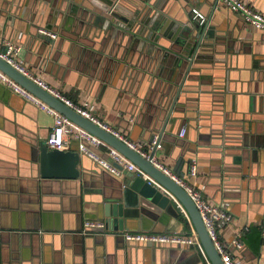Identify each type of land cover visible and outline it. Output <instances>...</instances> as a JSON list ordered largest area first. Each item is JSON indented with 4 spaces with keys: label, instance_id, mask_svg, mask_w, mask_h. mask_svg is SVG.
<instances>
[{
    "label": "crops",
    "instance_id": "obj_1",
    "mask_svg": "<svg viewBox=\"0 0 264 264\" xmlns=\"http://www.w3.org/2000/svg\"><path fill=\"white\" fill-rule=\"evenodd\" d=\"M128 1L160 15L159 31L143 38L151 50L104 21L95 0H0V49L5 40L19 45L30 73L77 103H92L101 121L139 148L158 137L160 164L173 171L180 158L183 183L211 204L228 203L232 220L219 237L232 257L264 264V29L221 0ZM241 1L264 14V0ZM193 8L209 20L213 38L198 48L166 123L188 62L175 35L197 23ZM52 126L51 115L0 81V264H210L201 245L127 242L120 232H139L134 224L83 234L85 220H103V198L143 172L136 166L115 176L81 154L77 179L41 177L37 144ZM66 140L78 151L73 133ZM95 150L105 155L107 146ZM193 161L195 176L188 173ZM177 204V215L144 219L142 232L192 235Z\"/></svg>",
    "mask_w": 264,
    "mask_h": 264
},
{
    "label": "water",
    "instance_id": "obj_2",
    "mask_svg": "<svg viewBox=\"0 0 264 264\" xmlns=\"http://www.w3.org/2000/svg\"><path fill=\"white\" fill-rule=\"evenodd\" d=\"M95 2L100 3V8L105 16L104 21L106 20L110 25L116 24V26L122 29L127 35L138 40L141 46H147L150 50L154 47L146 43L143 38L151 39L154 33L159 31V27H153V24L160 20L159 13H151L148 6L143 9H132L128 6L130 4L128 0H108V2L95 0ZM131 4L135 5L134 1L131 2ZM177 27L178 26L172 28V30L176 31ZM212 30V27L209 25V20L207 19L203 24H198L197 22L184 26L182 27L181 33L175 35V37H179L177 42L181 47L180 51L184 53L188 62L183 80L179 84L167 112L166 123L168 120H172L170 119V115L176 107L177 98L191 64L196 58V52L200 46L204 47L206 45L203 39L213 38L214 30ZM42 35L47 36L45 34ZM173 35L174 33H172L171 36ZM0 71L45 104L55 109L58 113L66 116L79 127L87 130L100 138L108 146L116 149L145 174L146 177L140 174L133 178H125V182L122 185L115 187L111 195L103 198V220L105 226L103 229L96 231L109 232L113 229L128 230L130 229L129 226L133 224L135 227H138L135 228L138 231H145V228L142 226L143 221L146 218H150L152 214L160 215L157 219L158 222H160L163 211L173 212L174 215H177L173 207V202H177V205L183 209L193 225L196 235L199 238L201 248L204 251L205 258L210 264H223L220 255L207 234L194 202L183 187L164 175L151 162L146 160L135 150L129 148L123 141L80 116L71 108L65 106L60 100L37 86L1 58ZM152 140H150V143ZM156 142L159 143L158 137ZM37 145L41 177L77 179L80 176V169L78 166L81 163V154L78 151L51 148L47 145L44 138H41ZM154 152L155 149L152 150L150 154L153 155ZM179 164L180 158L177 160L173 171L180 177H183V174L176 168ZM146 245L148 246L151 244L148 243ZM198 263L202 264L200 259H198Z\"/></svg>",
    "mask_w": 264,
    "mask_h": 264
},
{
    "label": "built area",
    "instance_id": "obj_3",
    "mask_svg": "<svg viewBox=\"0 0 264 264\" xmlns=\"http://www.w3.org/2000/svg\"><path fill=\"white\" fill-rule=\"evenodd\" d=\"M230 10L234 12H239L242 14L243 18L256 28L264 29V14L254 11L241 0H221ZM191 18L198 22V24H203L206 17L196 8L191 10ZM42 34L55 38L56 34L53 32L42 29ZM20 37V36H18ZM20 51V46L12 42L11 40L3 41V48L0 49V58L6 63L16 69L18 72L26 76L37 86L54 96L56 99L60 100L65 106L71 108L80 116L89 120L90 122L96 124L103 130L114 135L121 141H123L129 148L135 150L146 160L151 162L157 169H159L164 175L169 177L175 183L179 184L188 193L192 201L194 202L201 220L206 228L207 234L213 243L216 251L221 257L223 264H239L232 255L227 251V245L220 240L219 231L229 225L232 220V214L228 210V203L221 204H211L201 197L199 190L191 188L190 186L183 183L181 177L173 172L168 167L160 164L151 155V151L160 148L161 145L156 142L157 137L153 138L152 142L144 149L139 148L136 144L128 141L122 137L115 129L111 128L107 123L101 121L99 117L95 114V107L90 102L77 103L64 94H62L58 89L51 87L39 76H35L29 72V70L22 64L18 59L17 54ZM0 81L6 84L14 93L20 95L36 104L41 110L53 117V126L46 139L47 145L51 148L56 149H67V140L72 133L78 141V152L85 155L87 158L92 160L100 168L107 171L108 173L119 176L123 168L128 171H133L136 165L132 163L127 157L122 155L116 149L108 146L100 138L88 132L87 130L79 127L73 123L66 116L58 113L55 109L45 104L43 101L35 97L21 85L16 83L9 76L0 71ZM185 134V129L182 128L179 132V136L182 137ZM106 145L107 152L105 155L97 153L96 148ZM189 175L195 176L197 174L196 162H191L188 170ZM143 176L145 174L143 173ZM146 177V176H145ZM105 226L104 220H85L83 222L82 233L85 234L88 230L96 231L103 229ZM123 238L127 242H137L141 244H177L180 246L197 244L200 246V241L194 232L192 235H183L177 233H154V232H130L121 231ZM261 236L264 237V225L261 228ZM234 247L241 248V242L233 238L230 242Z\"/></svg>",
    "mask_w": 264,
    "mask_h": 264
}]
</instances>
